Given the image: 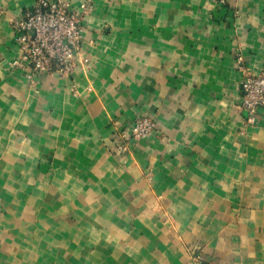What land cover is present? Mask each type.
<instances>
[{"label":"crops","instance_id":"obj_1","mask_svg":"<svg viewBox=\"0 0 264 264\" xmlns=\"http://www.w3.org/2000/svg\"><path fill=\"white\" fill-rule=\"evenodd\" d=\"M33 4L0 0V264H264V109L239 108L264 0H94L89 63L31 82L11 22ZM137 115L157 131L116 154Z\"/></svg>","mask_w":264,"mask_h":264},{"label":"built area","instance_id":"obj_2","mask_svg":"<svg viewBox=\"0 0 264 264\" xmlns=\"http://www.w3.org/2000/svg\"><path fill=\"white\" fill-rule=\"evenodd\" d=\"M93 6L94 0H83L78 10H73L71 0H34L11 22L20 50L13 67L21 69L31 82L45 74L69 78L84 68L90 57L83 53V19ZM242 69L239 108L246 113L245 122L255 125L259 109H264V70L255 74Z\"/></svg>","mask_w":264,"mask_h":264},{"label":"rangeland","instance_id":"obj_3","mask_svg":"<svg viewBox=\"0 0 264 264\" xmlns=\"http://www.w3.org/2000/svg\"><path fill=\"white\" fill-rule=\"evenodd\" d=\"M224 1L221 0V2ZM111 122L114 126V132L112 133L113 151L119 155H127L132 159H136L137 149L140 144L157 131L156 119L146 115H137L124 127L117 125L114 119ZM143 178L148 184H151L153 181L152 170H145ZM157 200L159 202L157 211H160V215L164 216L165 223L172 222L173 216L164 208L162 196L157 195ZM187 251L192 264H206L204 262L203 248L187 245Z\"/></svg>","mask_w":264,"mask_h":264}]
</instances>
